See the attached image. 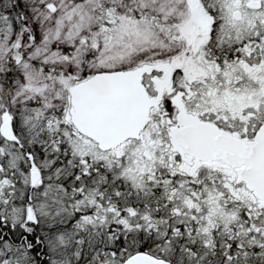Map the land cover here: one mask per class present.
<instances>
[{"label":"snow or ice","instance_id":"1","mask_svg":"<svg viewBox=\"0 0 264 264\" xmlns=\"http://www.w3.org/2000/svg\"><path fill=\"white\" fill-rule=\"evenodd\" d=\"M0 264H264V0H0Z\"/></svg>","mask_w":264,"mask_h":264}]
</instances>
